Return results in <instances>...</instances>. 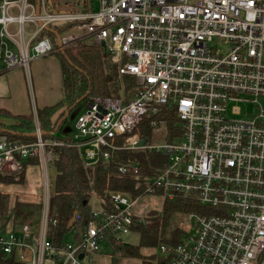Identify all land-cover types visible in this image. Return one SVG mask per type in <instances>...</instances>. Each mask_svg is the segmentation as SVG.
<instances>
[{
	"label": "built area",
	"instance_id": "2783aa9c",
	"mask_svg": "<svg viewBox=\"0 0 264 264\" xmlns=\"http://www.w3.org/2000/svg\"><path fill=\"white\" fill-rule=\"evenodd\" d=\"M96 1L95 12L74 15L52 14L47 0H0V75L27 72L33 60L58 51L46 28L67 20L110 56L117 77L133 79L131 95L120 87L116 96L86 97L67 142L44 139L36 114L31 142L0 136V174L36 160L44 175L39 229L8 215L0 256L19 264H92L108 239L123 243L132 226L147 224L150 210L142 214L140 200L156 196L198 206L179 213L187 225L178 226L175 245L158 247L162 264H264V0ZM68 41L61 37L63 48ZM230 104L253 111L231 119L241 111ZM167 112L177 118L170 138ZM159 130L165 143L150 145ZM63 146L78 149L90 171L118 151L154 152L165 161L151 177L134 162L120 163V175L142 181L141 193L110 192L109 210L92 208L79 240L72 235L55 247L47 237L57 224L48 213L47 173L54 148ZM79 221L77 214L74 225Z\"/></svg>",
	"mask_w": 264,
	"mask_h": 264
},
{
	"label": "trees",
	"instance_id": "16d2710c",
	"mask_svg": "<svg viewBox=\"0 0 264 264\" xmlns=\"http://www.w3.org/2000/svg\"><path fill=\"white\" fill-rule=\"evenodd\" d=\"M68 27V26H67ZM59 34V29L57 30ZM52 37V36H51ZM73 50V49H72ZM59 58L61 73L63 99L60 103L46 107L37 111L38 125L44 139L59 140L67 142L70 140L68 132L62 130L65 120L55 130L57 122L63 117L66 109L73 110L80 104L83 97H110L116 96L117 91L111 90L109 86L115 82L116 68L111 62L110 56L103 49H92L90 47H80L76 51L64 50L56 52ZM91 62L101 67L99 74L90 72ZM110 71L109 75H104L103 70ZM125 94L131 95L133 92V79L123 77ZM131 89V91H130ZM127 92V93H126ZM129 92V93H128ZM63 108H66L65 110ZM72 110V111H73ZM166 127L169 138L177 123V118L173 112L166 114ZM35 131L33 117L15 116L6 111L0 110V136H5L11 140L20 142H31ZM141 132L145 138H149L151 131L147 124L141 126ZM143 137V138H144ZM168 138V140H170ZM54 158L49 163V168L54 174L50 188V198L48 213L50 217L57 219L55 226L49 225L47 237L53 246H59L69 234L73 232V239L79 240L88 221L91 218L92 197L98 200V207L104 211L109 210L108 194L110 192H122L131 196H137L143 190V184L136 183L131 175H120L117 166L120 163L134 162L141 169V175L153 176L162 166L165 159L160 154L154 152L132 153L129 151H118L111 154L107 164L100 162L94 170H86L83 166L80 151L72 147H56L53 150ZM38 165L36 160L24 163L22 169L10 175L0 174V184L12 186L23 185L25 181V169L27 166ZM7 197H0V227H5L8 223L7 216L14 215V220H27L25 217L29 205L15 202L8 210ZM40 207V203L34 205ZM36 207V210H38ZM198 210L197 204L190 199L177 198L173 201H163L160 211H150L147 214V224L145 226L134 225L131 234L138 236V244L135 246L120 243L117 239H108L111 253L109 255L111 264H118L117 254L125 259H143L137 248H155L160 245H175L182 233L180 228L170 226V219L174 214L189 213ZM74 214L80 216V221L73 224L71 229H67L68 222ZM17 224V223H16ZM103 254V253H102ZM156 260L150 256L149 260ZM1 263H14L10 259L0 256ZM143 264H149L148 260ZM157 264H162V260Z\"/></svg>",
	"mask_w": 264,
	"mask_h": 264
},
{
	"label": "crops",
	"instance_id": "0c3cea01",
	"mask_svg": "<svg viewBox=\"0 0 264 264\" xmlns=\"http://www.w3.org/2000/svg\"><path fill=\"white\" fill-rule=\"evenodd\" d=\"M51 1L52 0H47L48 5H50ZM57 1L60 2L62 7L64 8L62 9V12L60 11V14L66 13L74 15H84L89 12H95L98 8L96 0ZM56 24L57 22H53L49 26V28L53 31H57L59 29V35L61 37H64L63 35H61V33H66L69 29H72L73 26H76L75 23H64L62 21L59 22V25ZM68 24L69 28L66 26ZM45 35L48 36V38L56 46V40L54 43V39H52V37L55 38V36L47 30L45 32ZM87 40H91L92 44L91 38H88ZM60 88L62 89V73L60 61L56 53H53L46 57L37 58L30 63L27 72L22 69H17L0 75V110L6 111L9 114L15 116H34V114H36L38 110L54 106L62 101L63 98L60 93ZM28 167L39 166H27L26 169ZM20 186L21 185L7 186L0 184V188L7 191H4L3 194H7L8 196H10V199H12L13 201L10 206V199L8 200V210L13 207V204L15 202H21L28 205H31L36 201L37 202L35 203V205L40 203L41 195L39 197H35L33 195L27 196L22 194L14 195L13 190L21 188ZM1 194L2 193H0V195ZM94 208L99 207L94 206ZM70 236H72V234ZM0 264L4 263L0 262Z\"/></svg>",
	"mask_w": 264,
	"mask_h": 264
},
{
	"label": "rangeland",
	"instance_id": "374dc122",
	"mask_svg": "<svg viewBox=\"0 0 264 264\" xmlns=\"http://www.w3.org/2000/svg\"><path fill=\"white\" fill-rule=\"evenodd\" d=\"M48 9H49V12H51L52 14L53 13L59 14L60 11L62 12V9H64V8L62 7L60 2H58L57 0H52L50 5H48ZM70 9H73V8H70ZM62 22H64V21H62ZM66 22H68V21L66 20ZM56 25H59L58 21H57ZM66 26H69V24ZM83 34H84L83 31H80L77 29V25L73 26L72 29H69L66 33H61V35L64 36L63 38L69 39V41L67 42L68 46H66L63 50L76 51L80 47H90V48L94 49L95 47L93 46V44H91V40H87L88 37L85 38ZM39 39H40V37L37 38V40H39ZM52 39H54V43H55V38L52 37ZM214 42H216V41L214 40ZM89 64L91 65L90 66L91 68L89 69L90 72L92 71L96 74L100 73L101 67L99 65L95 64V62H91ZM103 73L106 76V75L110 74V71H108L106 68H104ZM123 80H124V78H119L116 75V78L114 79L115 82L112 84V86H109V87L111 88V90H115L118 93L120 87L125 89V87L127 86V85H125V82ZM130 91H131V89H130ZM60 93H61L62 98H63V87H62V89L60 88ZM92 97H99V96H92ZM229 107H237L241 111V115H239V116L229 115L231 119H240V118L245 119L246 114L247 113L250 114L253 111L252 106L245 105V104H238V105L230 104ZM63 109L65 110L66 108H63ZM84 110H85V104L83 101L73 111H71L68 114V116L66 117L65 122L62 126V130L67 131V132H72L76 118L80 114H82L84 112ZM36 118H37V113H36ZM148 143H150V145H163L165 143L163 131L159 130V131L155 132L154 137L152 139L148 140ZM43 178H44L43 172L39 167H28L26 169V173H25V183L20 186L21 188H17L15 190H13V194L14 195L15 194H22V195H27V196L33 195L35 197H39L42 194ZM53 178H54V174H53L52 170H50V168H49L48 173H47V179H48L49 186H51ZM4 191L5 190H2V188H0V193H2L0 195V197H3V199H4V197H7V199L9 200L10 196H8L7 194H3ZM5 192H7V191H5ZM36 202L29 205L26 212H27V214H29L30 212H32V213L25 218L28 221L32 220L34 222L33 226H34L35 230H38L40 227V220H41V215H40L41 208L37 207L38 210H36V207L34 206ZM12 203H13V201H12V199H10V206ZM140 203L142 204V207H141L142 208V214L147 213L149 210L150 211H160L162 208V200L156 196H144L141 198ZM19 204H24V203L19 202ZM98 204H99L98 200L95 199L94 197H92V200H91L92 208H94V206L97 207ZM26 205H28V204H26ZM138 208L139 207H137L136 210H138ZM22 221H24V220H22ZM169 223H170V226L174 227V228H176L178 226L185 227L187 225L185 218H183V216L181 214H174L171 217ZM18 229H19V226H18ZM72 235H73V233H72ZM71 237L72 236H70L68 234L65 237L64 241L65 240H72ZM122 242L126 243L128 245L135 246L138 244V236L135 234H130V235L124 237L122 239ZM110 249L111 248H110L108 243L103 244L102 250L99 253L91 256L92 264H111L110 256L104 255V253H106V252L111 253L112 251ZM137 250L143 259H139V260L138 259H125V258L120 257L119 254H117V257H119V258H117L118 264H143V262L145 260L146 261L148 260L149 264H157L158 262L161 261V256L159 255L158 248L157 249H155V248H148V249L137 248ZM151 255L154 256L156 258V260H154V259L149 260Z\"/></svg>",
	"mask_w": 264,
	"mask_h": 264
},
{
	"label": "water",
	"instance_id": "95a60500",
	"mask_svg": "<svg viewBox=\"0 0 264 264\" xmlns=\"http://www.w3.org/2000/svg\"><path fill=\"white\" fill-rule=\"evenodd\" d=\"M39 13V3L36 4V14ZM46 30L48 32H50L51 34H53L55 36V40H56V46H57V49L58 51H60L62 54H64V48L62 46V43H61V36L58 34L57 31H53L52 29L50 28H46ZM104 46V44L102 45V47ZM85 98L83 97L80 101H78V104L81 103ZM73 110V108H69L67 109L65 112H64V115L63 117L57 122L56 124V127H55V130L58 129L59 125L66 119V117L68 116V114ZM42 135H44V133H42ZM32 137H33V134H32ZM76 214L73 215V217L70 219V221L68 222V225H67V229H71L73 224H74V217H75ZM82 258V255L79 256V259ZM7 259V257H6Z\"/></svg>",
	"mask_w": 264,
	"mask_h": 264
}]
</instances>
